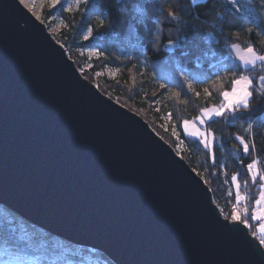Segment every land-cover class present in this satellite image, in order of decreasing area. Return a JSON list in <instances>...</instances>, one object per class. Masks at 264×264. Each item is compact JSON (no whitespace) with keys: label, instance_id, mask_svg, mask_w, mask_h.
<instances>
[{"label":"water","instance_id":"obj_1","mask_svg":"<svg viewBox=\"0 0 264 264\" xmlns=\"http://www.w3.org/2000/svg\"><path fill=\"white\" fill-rule=\"evenodd\" d=\"M64 49L0 0V206L114 264H260L210 223L190 165Z\"/></svg>","mask_w":264,"mask_h":264},{"label":"trees","instance_id":"obj_2","mask_svg":"<svg viewBox=\"0 0 264 264\" xmlns=\"http://www.w3.org/2000/svg\"><path fill=\"white\" fill-rule=\"evenodd\" d=\"M94 2L105 11L106 17H111L116 23L107 30H99L91 43L79 40L84 26H81L79 33L63 27L62 22L74 24L80 19V12L75 7L72 13H67L64 11L66 4L64 8L58 6L55 11L50 12L51 14L45 15L43 21L46 22L48 17L53 15L56 23H60V27L52 36L54 40L61 41L60 44L65 48L68 56L81 69L87 61V54L82 55V52L97 48L105 53L107 59L105 57L89 58L91 66L83 70V78L92 79L105 96L140 116L159 137H163V141L168 142L167 144L174 151H181L183 159L190 167L195 168L209 180L208 187L212 189V199L216 205H219L217 210L220 213L222 210V216H228L235 198L234 189H232L233 195L230 196L231 185L225 181H230L233 172L241 171L244 174L240 175L239 180L243 184L247 175L246 169L240 168L239 165L241 161L244 164L250 162L252 156L245 157L242 152L234 151L232 145L237 142L227 139L224 133L244 134L243 128L251 123L260 149L252 155L260 161L259 166L264 167V94L254 96L253 110L250 113H244L241 119L233 121L236 127H231L224 119L209 123V127L220 137L215 147L217 160L216 168L213 169L207 150L195 139L181 136L183 140L181 143L171 135L173 124L185 118L190 119L198 113L200 107L205 106L203 96L200 99L192 97L191 94L187 97L183 94L180 97H173L171 90H181L180 84L183 81L176 82V73L181 68L193 76L200 77L214 72L224 60V56H229L230 59L227 62L231 63L233 59L228 47L232 43H239L244 47L247 42H254L257 47L264 50V44L259 43L261 40L259 32L250 21H241L229 16L228 23L237 30L252 27L251 35L249 36L246 31H238V38L233 37V28L229 27H225V34L218 35L213 21L216 20L215 13L221 9L222 0H206L201 3H192L191 0H161L159 4L153 3L152 0H121L120 3H117V0H94ZM168 10L177 13L178 18L175 21L170 22L165 18ZM90 22L95 26V16L90 18ZM107 23L106 19V26ZM259 23L264 26V15L259 17ZM218 24L219 21H217ZM157 36L159 41L156 39ZM169 39L174 41L171 48L166 45ZM222 45L223 50H221ZM212 53H215V56ZM244 73L253 75L255 78L264 75V67L244 70ZM231 78L229 75L222 81H216L214 75H208L204 84L195 82V87L197 90L205 85L210 89H230ZM168 81H171L168 84L170 91L159 94L155 98L156 103H153V92L160 83ZM219 99L218 92L213 90V98L208 103H218ZM169 112L172 113L171 120L168 119ZM177 131L181 129L177 128ZM178 146L181 149H178ZM221 164L223 168L220 167ZM213 172L216 174L211 175ZM253 186L249 183L248 189L242 188L251 201L259 195L256 186L251 191ZM250 205L251 203H249L248 212H250ZM3 213H6V220L0 221V264H5L8 259L6 253L9 245L5 242L13 240L30 253L24 258L26 262L114 264L105 254L49 235L46 231L38 229L7 210L6 207L0 206V220ZM250 218L249 214L248 220L253 222ZM248 232L251 234L250 230ZM18 254L23 255V253Z\"/></svg>","mask_w":264,"mask_h":264},{"label":"snow or ice","instance_id":"obj_3","mask_svg":"<svg viewBox=\"0 0 264 264\" xmlns=\"http://www.w3.org/2000/svg\"><path fill=\"white\" fill-rule=\"evenodd\" d=\"M23 2V0H21ZM121 0H117L120 3ZM153 3L159 4L161 0H152ZM67 3V7L64 8V4ZM64 8L67 13H72L75 7L80 12V19L75 21L74 24L68 22H62L64 28H70L77 33L80 32L81 26L83 27L82 34L79 35V40L83 42H89L94 39L95 35L99 30L111 28L116 21L111 19V17H106L105 11L94 2V0H51L49 8L53 11L57 9V6ZM83 5V7H81ZM161 11H163L161 9ZM264 15V0H222V5L220 11L215 13L216 20L213 21V26L216 28L218 35L225 34V27L233 28L232 36L238 38V31H246L249 36L251 35L253 28H240L236 29L231 24L228 23V17L231 16L233 19H238L241 21H250L252 25L259 32L261 40L260 44H264V26L259 23V17ZM95 16L96 24L90 22V18ZM170 22L175 21L177 13L173 10H168L166 17ZM106 19L108 20L106 26ZM217 21L219 24L217 25ZM87 22V23H86ZM195 29V25H193ZM159 41V36L156 37ZM57 44L61 41L57 40ZM217 43L219 40L217 38ZM174 41L169 39L166 41L167 46H172ZM83 46V45H82ZM223 45L221 50H223ZM228 51H234L235 56L231 63H228L230 57L224 56V60L220 63V66L215 69L214 72L209 73L204 76H193L188 73L185 69L181 68L176 73V82L183 83L180 84V91L171 90V95L173 97H180L181 94L184 96H189L196 99H200L203 96L205 101V106L199 108L196 115L192 116L190 119L185 118L172 126L171 135L180 140L181 136L187 138H195V141L199 145H202L209 155L212 161V168H216L217 157L215 155V147L219 143L220 137L216 135L211 127H209L210 122H216L217 119H224L229 122L231 127H236L233 121L241 119L244 113H250L253 108V99L257 94H264V75L255 77L253 75H246L241 66H252L255 67L257 62L264 67V50L257 47L254 42H247L246 46L241 47L239 43H232L228 47ZM215 56V53H212ZM89 56L91 57H107L103 51H99L97 48L89 49ZM238 62V63H237ZM234 69V70H233ZM83 71V69H80ZM208 75H214L216 81H222L226 79L229 75L232 77L230 80V89H210L209 86L205 85L200 90L195 87V82L204 84V81L208 78ZM160 83L159 87L153 92V103H156V97L159 94L166 93L170 91L168 84ZM98 87V86H96ZM213 90L218 92L220 97L218 103H208L209 100L213 98ZM186 104L187 101L185 100ZM172 113H168V119L171 120ZM177 128L181 131H177ZM243 133L239 132H225L224 136L227 139L236 141L232 147L236 152H242L245 157L252 156L250 162L244 164L243 161L240 162L239 167L246 169V179L241 184L239 177L244 173L241 171L233 172L231 174L230 181L226 180L225 183H230L229 195H233L232 189H234L235 203L232 205L231 216L227 215H217L216 209L219 205H215V201L209 198V207L213 209V216L210 219V223L213 227L219 231L221 234L229 238L235 244H244L249 249L255 246V255L259 258L260 264H264V228L259 229L260 235L257 237L256 232L251 233V239L248 238V233L246 228H248V208L245 207L243 212L240 210L239 205L248 200V195L242 193V188H247L249 183L256 186L259 192L258 197L255 199V207L251 210V219L260 220L264 219V167H260V161L252 154L260 151L258 148V141L256 139V132L254 131L253 125L251 123L247 124V127L243 128ZM163 140V137H160ZM167 144V141H164ZM174 155L178 158H183L182 153L179 150L174 152ZM221 168L224 166L221 164ZM194 177V183L199 185L201 189L206 193H211L212 189L208 187L209 180L205 176L198 172L195 168L189 170ZM213 172L211 175H215ZM215 205V206H214ZM214 206V207H213ZM222 213V210H221ZM9 245L7 248L6 256L8 259L5 264H24L25 257L29 256L30 253L20 247V244L16 241H6ZM18 253H23L20 255Z\"/></svg>","mask_w":264,"mask_h":264},{"label":"rangeland","instance_id":"obj_4","mask_svg":"<svg viewBox=\"0 0 264 264\" xmlns=\"http://www.w3.org/2000/svg\"><path fill=\"white\" fill-rule=\"evenodd\" d=\"M206 0H191V2L192 3H201V2H205ZM20 2H21V0H20ZM50 2H51V0H23V2H21L26 8H27V10H29L39 21H41V22H43L44 24H45V26H46V28H47V30L50 32V34L52 35L56 30H58V28L60 27V23L59 22H57L56 23V20L54 19V17H53V15H50L49 17H48V20L46 21V22H44L43 21V18H44V16L45 15H47V14H51L50 12L52 11L50 8H49V4H50ZM66 5H67V3H65ZM59 6V5H58ZM57 6V7H58ZM50 26H52V28H50ZM49 28V29H48ZM174 45V44H173ZM173 45L172 46H167L168 48H171V47H173ZM242 47V46H241ZM83 54H87V61H85L86 63H85V65H83V70H87V69H89L90 68V63H89V58L91 57V56H89V51H87V52H85V53H83L82 52V55ZM230 56H231V58L232 59H234V56H235V53H234V51H232V52H230ZM75 63V62H74ZM238 63V62H237ZM87 64V65H86ZM76 65V64H75ZM259 66H261L260 65V63L259 62H257V65L255 66V67H252V66H241L244 70H249V69H256L257 67H259ZM77 67V69H78V71L80 72V74L82 75V73H83V71H81L80 69V67H78V66H76ZM247 75V74H246ZM98 75H96V77H97ZM87 81H89L91 84H93L94 85V87L95 86H98L95 82H93L92 81V79H87V78H85ZM100 91H101V89L99 88V87H97ZM102 92V91H101ZM103 93V92H102ZM191 139H195V138H191ZM178 149H181V147L180 146H178ZM254 187L255 186H253L252 188H251V191H252V189H254ZM248 189V188H247ZM247 189H246V191H247ZM241 191H242V193H244V194H246V192L243 190V189H241ZM257 198V197H256ZM255 198V199H256ZM255 199L253 200V201H251V198H249V200H248V203H246V201L245 202H243L242 204H240L239 205V208H240V210L243 212V209L245 208V207H247L248 208V206H249V203H251V205H250V212H248V215L250 214L251 215V210H252V208H254L255 207ZM235 203V202H234ZM220 212V211H219ZM231 212H232V209L230 210V212H229V214H228V216L230 217L231 216ZM251 219V218H250ZM6 220V213H3L2 214V219L0 220V221H5ZM254 222V223H253ZM253 222L251 221V222H249V227L247 228L248 230H250L251 231V233L252 232H256L257 233V237H259V235H260V231H259V229H261V228H264V219H260V220H253ZM255 226H256V228H255ZM264 250V249H263ZM24 264H56V263H47V262H44V263H42V261H39V262H34V261H32V262H24Z\"/></svg>","mask_w":264,"mask_h":264}]
</instances>
